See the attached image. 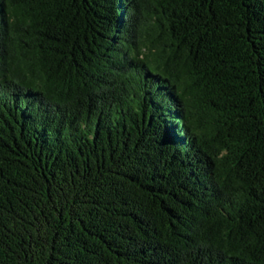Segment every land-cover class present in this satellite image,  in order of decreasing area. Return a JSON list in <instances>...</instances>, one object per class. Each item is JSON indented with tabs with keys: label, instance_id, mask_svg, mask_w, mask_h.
<instances>
[{
	"label": "trees",
	"instance_id": "obj_1",
	"mask_svg": "<svg viewBox=\"0 0 264 264\" xmlns=\"http://www.w3.org/2000/svg\"><path fill=\"white\" fill-rule=\"evenodd\" d=\"M0 264H264V0H0Z\"/></svg>",
	"mask_w": 264,
	"mask_h": 264
}]
</instances>
